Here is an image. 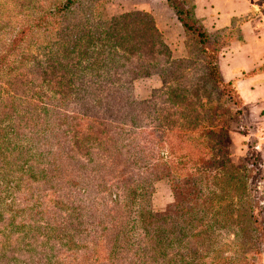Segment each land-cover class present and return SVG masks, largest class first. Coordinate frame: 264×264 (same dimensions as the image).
<instances>
[{
    "label": "rangeland",
    "instance_id": "rangeland-1",
    "mask_svg": "<svg viewBox=\"0 0 264 264\" xmlns=\"http://www.w3.org/2000/svg\"><path fill=\"white\" fill-rule=\"evenodd\" d=\"M260 3L263 6L260 12L264 15V0ZM131 12H144L152 18L163 44L170 52V60L174 62L173 65H179L180 70L177 71L175 81L169 79L166 73L164 80L173 82L185 93H182L183 101H179L175 110L167 103L165 95L159 93L162 90L159 77L155 74H145L140 69L123 81L125 85L123 91L135 102H145L149 111V102L156 103L159 114L167 116L166 124L171 131L153 132L152 116L146 119L148 110L140 107L136 108L133 121L138 122L139 126H144L145 132L139 133L135 128H129L130 134L127 139L124 140L121 136L119 144H112V138L116 141L118 138L117 132L113 133L116 124L110 121L115 118L118 123V119L121 120L119 117L125 116L127 108L123 107L125 104L123 95L117 98L116 94L112 93L110 96L112 98L106 99L105 94L111 93L108 88L92 96L93 99H98L100 104L90 102L85 106L90 122L87 132H82L85 138L81 142L83 137L72 136V122L78 120L81 115L77 103L67 100L63 109H60L57 107V99H50L47 103L52 106H48L49 111L46 115L50 125L42 135L37 133L33 136L39 138L38 142L30 144L31 135L22 126L15 140L8 138V144H0V264H94L96 260L94 256H98L100 250L105 251L104 248L111 241V233L108 230H111L110 226L114 223L113 221L103 226L101 216L114 208L109 203L112 195L108 198L106 195L98 194L97 189L86 182L85 178H92L91 167L107 163V160H117V167L111 170L109 178L114 180L119 177L125 180L133 178L132 184L129 183L133 189L139 181L131 176L135 170L131 167L133 164L131 161L137 160V165L147 163L150 167L144 206L157 217L163 216L162 222L158 223L159 259L162 264H182L185 258L196 255L185 250L184 239L178 240V227L184 217L180 215L179 208L173 206L175 196L178 198L179 206L191 207L190 203L196 196L203 199L215 190L214 180L208 176L204 179L201 173L196 175L195 162L206 161L216 167L227 160L239 169V172L233 173L235 176L245 178L242 182L250 188L249 201L259 207V218L264 223V109L259 113L255 111L253 105L244 106L231 81L229 87L215 89L204 80L205 67L197 46L191 40V36L185 34L164 0H101L100 13L104 17ZM210 32L216 39L229 37L236 40L239 35L236 23L231 26L230 31ZM57 41L58 37L53 35L51 42H54V47L59 48V43L58 46L54 45ZM229 43L220 51L217 59L225 52ZM44 56L46 54L38 58L41 65H51L52 61H46ZM156 58L163 59L162 56ZM160 66L165 67V63L161 62ZM262 69L264 70V67ZM56 77H52L51 80L56 81ZM222 81L224 84L227 83L223 79ZM186 89L193 90L194 94L188 92L190 95L188 96ZM223 89L224 91H221ZM203 97H206L207 105L203 104L201 107L199 102ZM186 99L190 101L188 107L186 104L189 102ZM104 102L107 104L101 105ZM4 103L6 102L0 98V129L8 131L7 127L11 121L4 117L2 109ZM200 112L209 116L206 126L209 130L216 127L223 130L209 135L204 140L194 141L195 133L202 130L198 118ZM136 116L140 119H136ZM101 118L102 125L98 123ZM202 118L204 116H201L200 120ZM93 121L97 122L92 123ZM66 124H70V130ZM178 127L187 130L183 131L181 128L177 131ZM6 137H10L9 134ZM118 145H121L120 147L129 145L136 151H131L133 153L130 159L127 160L126 157L125 164H122V160H125L123 152L111 155ZM139 147H143L144 151L137 152ZM4 148L9 157L8 166L3 164ZM45 162L58 166L60 175H63L61 180L41 176L40 170L44 168ZM157 163L159 166L152 169L151 167ZM22 170L30 171L33 174L32 178L23 179L20 175ZM240 170L245 172L244 175ZM139 171L142 170L136 169L134 173ZM198 177L201 180L200 184L196 185L194 181ZM24 185L28 187L23 188ZM81 187L85 188V191ZM222 190L219 187L216 193H222ZM28 194H31L34 200L30 208L23 202V198L26 199ZM119 196L120 206L117 208L118 217L115 220L124 223L126 221L124 218L129 221L128 215L133 216L132 212L141 201L140 196H134L132 199L125 194ZM36 200H39L38 204ZM45 222H48V227L45 226L47 224ZM233 225L235 226V223ZM209 241H212V244L207 240L200 250L205 253L206 258L223 256L231 260L238 257L236 253L239 251L237 248L239 240L235 244L233 232L219 231L218 235L211 236ZM92 246H97L95 247L97 249L95 253L90 254ZM135 246L130 245L132 248ZM259 247L264 253V241ZM144 250L147 256L153 259L154 249L149 246ZM135 254L133 264L146 262L138 253ZM260 260L261 264H264V255Z\"/></svg>",
    "mask_w": 264,
    "mask_h": 264
},
{
    "label": "trees",
    "instance_id": "trees-1",
    "mask_svg": "<svg viewBox=\"0 0 264 264\" xmlns=\"http://www.w3.org/2000/svg\"><path fill=\"white\" fill-rule=\"evenodd\" d=\"M164 1L185 34L190 35L191 40L196 44L205 67L204 80L215 89L229 87L230 83L224 84L221 79L217 56L234 38L216 39L213 33L206 31L194 16L193 0ZM100 5L101 0H0V98L6 102L2 106L4 117L11 121L8 127L4 126L8 128V131L4 128L0 129V144H8V138L15 140L22 126L31 135L29 143L38 142L39 138L33 136L37 133L42 135L50 125L46 119L48 106H52L47 103L50 99H57V107L60 109H63L67 100L77 103L81 109V115L78 120L72 122V136L73 138L83 137L81 140L83 142L85 137L82 132H87L90 122L85 106L90 102L98 103V99H93L92 96L108 88L111 93L105 94L106 99H111L112 93L116 94L117 98L123 95L125 98L123 107L127 108L125 116H120L121 120L118 119V123L115 118L110 121L116 124L113 133L117 132L118 138V141L112 138L111 143L119 144L121 136L124 140L127 139L130 134L129 128H135L139 133H144L146 130L144 126H139L133 118L137 112L136 108H146V103L135 102L123 91L125 86L123 81L129 79L139 69L145 74L157 75L162 85L159 93L165 95L170 107L175 110L178 108L179 101H183L185 91L173 82H166L164 77L166 73L169 79L175 81L179 65H173L174 62L170 60V52L163 44L152 18L144 12L104 17L100 13ZM53 35L58 37L54 45L59 43V48L54 47V42H51ZM44 54H46L44 56L46 61H52L51 65H41L38 58ZM156 56H162L163 59L157 60ZM161 62L165 63V67L160 66ZM263 67L264 64L247 75L263 72ZM52 77H56L57 80H51ZM186 90L187 94L188 92L194 94L193 90ZM72 95L74 98H69ZM90 99L93 100L90 101ZM205 99L206 97L201 98L199 102L201 107L204 106L203 104L207 105ZM186 100L189 102L186 104L188 107L190 101ZM106 102L101 105H106ZM149 105L150 111L146 108L148 110L146 119L152 116L153 132L171 131L166 124L167 116L159 114L157 104L149 102ZM200 115L204 116L202 120ZM198 118L201 121L199 126L202 130L200 133H195L194 141L204 140L209 135L223 130L219 127L209 130L206 127L209 119L207 113L200 112ZM100 120L98 123L102 125V118ZM95 122L97 121L92 123ZM66 125L70 130V124ZM189 125L188 123L187 126ZM181 128L183 131L187 130L178 127L177 131ZM7 134L10 137H6ZM41 139L44 142L43 136ZM158 140L161 141V139ZM123 144L126 143L123 142ZM120 146L118 145L111 155L123 152L125 160H122V164H125L133 153L131 151L135 149L130 148L129 145ZM142 150L144 151L143 147H139L137 152ZM6 154L7 150L2 149L3 164L8 166L9 157ZM200 162L201 160L194 165L196 175L201 173L204 179L208 176L214 180L215 190L203 199L196 196L190 203L191 207L179 206L178 198L175 196L173 206L179 208L180 215L184 217L178 227V240L184 239L183 247L188 253H196L192 257L185 258L182 264H261L260 259L263 253L259 244L264 241V223L259 218V207L249 201L250 188L242 182L245 178L235 176L233 171L239 172V169L227 160L226 163L221 162L216 167L206 161ZM116 163L117 160H107V163L96 164L91 167L92 178H85L86 182L97 189L98 194L106 195L108 198L112 195L109 203L114 208L101 216L103 226L113 221L114 223L110 226L111 230H108L111 233V241L104 248L105 251L100 250V254L94 256L96 259L94 264H133L135 253L146 261L141 262L142 264H162L159 259L158 223L162 222L163 216L157 217L144 206L150 167L147 163L137 165V160L131 161L134 171L142 170L131 173V176L139 181L133 189L131 188L133 186L129 185V183L132 184L133 178H126L128 181L121 177L116 180L109 178L111 170L117 167ZM158 166L157 163L151 168ZM43 167L40 170L42 177L53 180L62 179L63 175H60L56 164L45 162ZM240 172L242 175L245 173L242 170ZM20 175L23 179L33 176L30 171L24 170L20 172ZM195 179L194 182L198 185L201 179L199 177ZM218 186L223 189L222 193H216ZM27 187L28 185L23 186V188ZM81 189L85 191V188L81 187ZM123 194L131 199L134 196H140L141 202L136 205V209L132 212L133 216L128 215L130 220L124 218L126 221L121 223L116 222L115 219L118 217L117 208L120 206L119 195ZM23 202L30 208L34 203L32 195L28 194L26 199L23 198ZM38 202L39 200H36L37 204ZM45 223L47 224L44 225L48 227V222ZM219 231L233 232L235 244L239 240L237 247L239 251L236 253L238 257L235 259L230 260L229 257L223 256L206 258L205 253L200 251L207 240L212 244V241H209L211 236L216 237ZM132 244L136 245L135 248L130 247ZM149 246L154 249L153 259L149 258L144 250ZM95 247L97 246L90 248V254L96 252Z\"/></svg>",
    "mask_w": 264,
    "mask_h": 264
},
{
    "label": "crops",
    "instance_id": "crops-1",
    "mask_svg": "<svg viewBox=\"0 0 264 264\" xmlns=\"http://www.w3.org/2000/svg\"><path fill=\"white\" fill-rule=\"evenodd\" d=\"M260 1L193 0L194 16L206 31H230L237 24L238 39L221 53L217 66L221 78L234 83L243 105H253L259 113L264 109V71L247 74L264 64V15Z\"/></svg>",
    "mask_w": 264,
    "mask_h": 264
}]
</instances>
